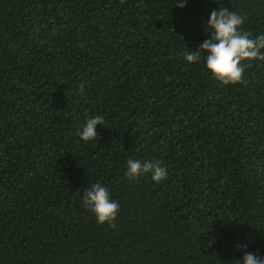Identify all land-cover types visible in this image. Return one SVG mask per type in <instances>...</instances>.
<instances>
[{"label":"trees","instance_id":"obj_1","mask_svg":"<svg viewBox=\"0 0 264 264\" xmlns=\"http://www.w3.org/2000/svg\"><path fill=\"white\" fill-rule=\"evenodd\" d=\"M180 2L0 0V264L264 258V61L224 85L184 58L220 6L264 34V0ZM129 158L167 179L130 181ZM96 183L115 228L83 206Z\"/></svg>","mask_w":264,"mask_h":264},{"label":"clouds","instance_id":"obj_2","mask_svg":"<svg viewBox=\"0 0 264 264\" xmlns=\"http://www.w3.org/2000/svg\"><path fill=\"white\" fill-rule=\"evenodd\" d=\"M186 3L187 0H182L176 7L183 8ZM243 23L242 16L226 7L212 10L206 24V29H211L208 32L211 34L210 39L200 44L196 51L184 53L185 60L190 64L196 63L201 60V53H206V68L217 81L224 85L246 84L243 77L249 64L242 62L264 61V34L253 38L251 33L241 31ZM80 88L83 91L84 85L81 84ZM103 123L101 116L90 118L77 134L84 142L95 141L98 137L97 125ZM149 172L156 183L163 182L168 176L167 169L158 163L131 158L127 160L125 176L130 181ZM83 206L95 215L98 224L107 223L109 227H116L120 205L110 198L108 189L102 184L96 183L83 193ZM240 247L246 248V245ZM242 261L243 264H264V258L252 252H245ZM236 264H240V261L237 260Z\"/></svg>","mask_w":264,"mask_h":264}]
</instances>
